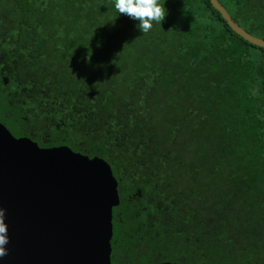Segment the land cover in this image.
Returning a JSON list of instances; mask_svg holds the SVG:
<instances>
[{
	"label": "trees",
	"instance_id": "16d2710c",
	"mask_svg": "<svg viewBox=\"0 0 264 264\" xmlns=\"http://www.w3.org/2000/svg\"><path fill=\"white\" fill-rule=\"evenodd\" d=\"M219 2L264 38V0ZM112 3L0 0V66L32 123L123 184L161 180L165 229L194 236L187 264H264V48L211 0H160L148 33Z\"/></svg>",
	"mask_w": 264,
	"mask_h": 264
},
{
	"label": "water",
	"instance_id": "95a60500",
	"mask_svg": "<svg viewBox=\"0 0 264 264\" xmlns=\"http://www.w3.org/2000/svg\"><path fill=\"white\" fill-rule=\"evenodd\" d=\"M211 3L233 31L264 48V38L239 25L219 0ZM119 203L106 159L67 145L41 147L0 122V208L9 239L0 264H111Z\"/></svg>",
	"mask_w": 264,
	"mask_h": 264
},
{
	"label": "flooded vegetation",
	"instance_id": "af4514ba",
	"mask_svg": "<svg viewBox=\"0 0 264 264\" xmlns=\"http://www.w3.org/2000/svg\"><path fill=\"white\" fill-rule=\"evenodd\" d=\"M25 97V89L20 87L16 78L8 75L3 66H0V122L17 138L26 137L41 147H53L47 145L50 142V128L53 123L43 125V121L38 119L40 114L34 115V123H32L30 116L32 109L27 107L29 103L24 100ZM61 145L64 144L55 146ZM122 168L125 169L127 166ZM131 172L130 182L123 184V177L129 173L113 170L118 181L120 203L113 208L111 264L163 262L187 264L186 261L191 260L192 256L184 255L181 248H178V244L189 242L190 253H192L194 236L182 231L181 233L168 232L165 229L164 193L161 180L154 184L147 180L140 187L137 180L139 173ZM144 187H149V190Z\"/></svg>",
	"mask_w": 264,
	"mask_h": 264
},
{
	"label": "clouds",
	"instance_id": "9594fccd",
	"mask_svg": "<svg viewBox=\"0 0 264 264\" xmlns=\"http://www.w3.org/2000/svg\"><path fill=\"white\" fill-rule=\"evenodd\" d=\"M112 7L118 16L124 14L136 21L134 25L141 33H148L154 24H161L166 9L160 0H113ZM5 210L0 208V258L6 257L9 242L7 225L4 222Z\"/></svg>",
	"mask_w": 264,
	"mask_h": 264
}]
</instances>
